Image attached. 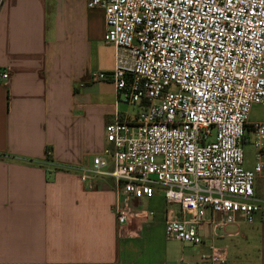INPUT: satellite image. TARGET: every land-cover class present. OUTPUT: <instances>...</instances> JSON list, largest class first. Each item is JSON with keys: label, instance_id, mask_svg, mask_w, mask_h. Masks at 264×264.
Segmentation results:
<instances>
[{"label": "built area", "instance_id": "built-area-1", "mask_svg": "<svg viewBox=\"0 0 264 264\" xmlns=\"http://www.w3.org/2000/svg\"><path fill=\"white\" fill-rule=\"evenodd\" d=\"M86 1L103 10L104 41L116 52L113 70L93 79L111 82L118 103L136 110L105 126L106 147L77 169L81 182L92 189L112 179L127 198L160 192L179 207L167 214L165 236L183 244H203L206 224H264L255 192L264 121H250L253 106H264V0ZM115 214L122 227L129 207ZM210 248L183 264L228 263L224 249Z\"/></svg>", "mask_w": 264, "mask_h": 264}, {"label": "crops", "instance_id": "crops-1", "mask_svg": "<svg viewBox=\"0 0 264 264\" xmlns=\"http://www.w3.org/2000/svg\"><path fill=\"white\" fill-rule=\"evenodd\" d=\"M104 33L103 10L86 0H0V264H183L210 247L227 264H264L259 221L206 224L203 244H183L165 236L179 207L160 192L127 198L112 179L81 182L77 169L106 147L105 126L130 112L111 82L93 79L114 68L96 71L103 46L115 51ZM255 192L264 197V176ZM116 205L130 210L122 227Z\"/></svg>", "mask_w": 264, "mask_h": 264}, {"label": "rangeland", "instance_id": "rangeland-1", "mask_svg": "<svg viewBox=\"0 0 264 264\" xmlns=\"http://www.w3.org/2000/svg\"><path fill=\"white\" fill-rule=\"evenodd\" d=\"M106 46H103V55H102V69H96V71H103L106 67H110V65L115 64V56H116V52H112L111 50L105 49ZM95 71V72H96ZM127 106V105H126ZM128 107V106H127ZM136 109H132L129 108V111L131 113L135 112ZM250 121L251 122H257V121H264V106L262 105H254L250 114ZM245 151H246V161H245V166L246 167H251L252 164V147L251 146H246L245 147ZM160 194V193H159Z\"/></svg>", "mask_w": 264, "mask_h": 264}, {"label": "trees", "instance_id": "trees-1", "mask_svg": "<svg viewBox=\"0 0 264 264\" xmlns=\"http://www.w3.org/2000/svg\"><path fill=\"white\" fill-rule=\"evenodd\" d=\"M46 160H51V148H46Z\"/></svg>", "mask_w": 264, "mask_h": 264}]
</instances>
